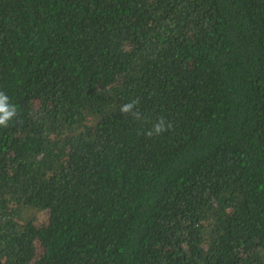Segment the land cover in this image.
I'll list each match as a JSON object with an SVG mask.
<instances>
[{"label":"trees","instance_id":"1","mask_svg":"<svg viewBox=\"0 0 264 264\" xmlns=\"http://www.w3.org/2000/svg\"><path fill=\"white\" fill-rule=\"evenodd\" d=\"M0 92V264H264V0H0Z\"/></svg>","mask_w":264,"mask_h":264},{"label":"clouds","instance_id":"2","mask_svg":"<svg viewBox=\"0 0 264 264\" xmlns=\"http://www.w3.org/2000/svg\"><path fill=\"white\" fill-rule=\"evenodd\" d=\"M139 101H132L127 104L121 105L120 113L123 115L131 114L136 119H141L140 113L134 111L136 105ZM17 115V108L9 102V97L0 92V127H8L10 121H12ZM172 125L170 122L166 121L164 118H159L158 121L153 125L146 135L151 138L153 136H160L162 133H165L171 130Z\"/></svg>","mask_w":264,"mask_h":264},{"label":"rangeland","instance_id":"3","mask_svg":"<svg viewBox=\"0 0 264 264\" xmlns=\"http://www.w3.org/2000/svg\"><path fill=\"white\" fill-rule=\"evenodd\" d=\"M45 220H46V216H43V217H42V221H45Z\"/></svg>","mask_w":264,"mask_h":264}]
</instances>
